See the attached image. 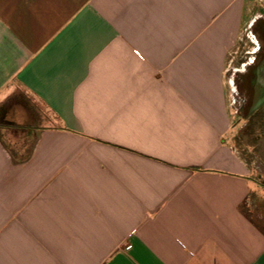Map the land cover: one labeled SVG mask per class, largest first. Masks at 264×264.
Listing matches in <instances>:
<instances>
[{
	"label": "crops",
	"instance_id": "obj_1",
	"mask_svg": "<svg viewBox=\"0 0 264 264\" xmlns=\"http://www.w3.org/2000/svg\"><path fill=\"white\" fill-rule=\"evenodd\" d=\"M261 20L264 0H0V112L45 115L27 154L0 141V264H264L226 88Z\"/></svg>",
	"mask_w": 264,
	"mask_h": 264
},
{
	"label": "rangeland",
	"instance_id": "obj_2",
	"mask_svg": "<svg viewBox=\"0 0 264 264\" xmlns=\"http://www.w3.org/2000/svg\"><path fill=\"white\" fill-rule=\"evenodd\" d=\"M256 26L244 30L229 56L226 88L233 121L232 142L247 164L251 179L264 186V20ZM29 100L13 99L0 112V141L19 155L27 154L33 144L29 128L45 124L30 119L45 115L37 104L27 105Z\"/></svg>",
	"mask_w": 264,
	"mask_h": 264
}]
</instances>
